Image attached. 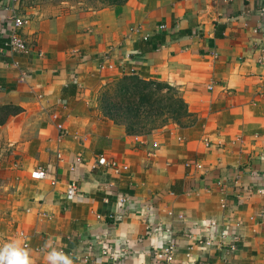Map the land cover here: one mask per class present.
Wrapping results in <instances>:
<instances>
[{"label":"crops","instance_id":"crops-1","mask_svg":"<svg viewBox=\"0 0 264 264\" xmlns=\"http://www.w3.org/2000/svg\"><path fill=\"white\" fill-rule=\"evenodd\" d=\"M62 4L64 13L0 0V27L14 14L28 20L25 53L0 38V99L24 107L12 128L31 138L13 240L29 235L33 264H49L53 249L90 252L92 264H156L153 245L168 240L173 264H264V0H128L80 13ZM127 76L177 89L192 122L130 135L101 118L98 92ZM101 157L129 169L106 171ZM39 170L48 177L33 178ZM125 197L144 212L122 208ZM213 222L243 236L233 257L203 244ZM116 245L131 252L118 263L103 255Z\"/></svg>","mask_w":264,"mask_h":264},{"label":"rangeland","instance_id":"rangeland-1","mask_svg":"<svg viewBox=\"0 0 264 264\" xmlns=\"http://www.w3.org/2000/svg\"><path fill=\"white\" fill-rule=\"evenodd\" d=\"M45 2L55 5L58 11L63 13L67 9L62 3L76 6L77 13L82 12L81 9L89 7L101 8V4L95 0H45ZM79 3H82L83 6L78 5ZM122 79L108 84L98 92L96 109L101 118L113 121L112 118L116 117L118 120L120 114L115 111V108L120 93L124 94L125 87L131 85L130 83L125 85L119 83L118 81ZM122 88L124 89L121 90ZM24 112V107L0 99V247L4 243L13 241L17 236L21 226V215L27 204L24 201L26 179L24 156L26 157V150L23 151V149L31 142V138L21 137L22 135L12 128L13 123ZM179 122L184 126L190 124L192 119L182 117Z\"/></svg>","mask_w":264,"mask_h":264},{"label":"built area","instance_id":"built-area-1","mask_svg":"<svg viewBox=\"0 0 264 264\" xmlns=\"http://www.w3.org/2000/svg\"><path fill=\"white\" fill-rule=\"evenodd\" d=\"M17 1V0H16ZM264 12V10H263ZM6 26L0 27V38L4 39V46L6 49H8L11 52H18V53H25L28 50V46L24 39L21 36V31L25 27V25L28 24V20L24 19L16 14H14L12 17L8 18L6 20ZM165 29L166 27L163 26ZM141 28H132L130 29V33L133 35H140L141 34ZM142 38L147 41L149 36H142ZM42 56V55H40ZM110 61L109 57H106V62ZM16 67H19V63L14 64ZM112 67V66H111ZM105 66L102 65V69H104ZM27 75V72H22V76ZM58 156L60 159H62V156L60 153H58ZM98 165L103 167L106 171H110L114 174L121 175L124 171H127L129 168L127 165H124L123 163H120L116 159H108L106 157H101L98 160ZM33 178L35 179H46L48 177V174L44 170H39L33 173ZM53 185L57 184V181H54L52 183ZM78 188L76 184H72L67 192L66 198L69 201H73L77 195ZM118 203L122 208H130V200L129 198H120L118 199ZM225 207V205H224ZM139 205L135 204L132 209V211L139 210V213H143L144 209L140 208ZM109 218H114L113 215H109ZM264 219V216H263ZM236 226L240 228L242 225L241 223H237ZM212 230V232L216 229L215 236H207L206 240L203 241V244L205 246L213 247L217 245L219 247L220 252L222 253L224 258H230L236 255L240 251V245L243 242V236L237 233L236 231H230L229 228H226L222 231H219L216 223H211V226H209ZM154 229V228H153ZM219 233V234H218ZM210 234V233H209ZM218 234V235H217ZM219 237V239H217ZM19 239L21 240L22 246L26 247L29 251H31V242L29 235L22 231L19 233ZM176 243L174 240H168L166 243H164L161 247H156L153 245L152 249V255L153 259L156 264H173L175 260L176 255ZM192 249V248H191ZM44 251L43 247H38L34 249V252L36 253H42ZM59 252H62L65 256L72 260H77L82 264H92L93 263V255L92 253H74V252H66L64 250H60ZM131 252H129L126 249L120 248L118 245L114 247H104L103 255L109 256L111 262L118 263L120 258L130 256Z\"/></svg>","mask_w":264,"mask_h":264},{"label":"trees","instance_id":"trees-1","mask_svg":"<svg viewBox=\"0 0 264 264\" xmlns=\"http://www.w3.org/2000/svg\"><path fill=\"white\" fill-rule=\"evenodd\" d=\"M92 1V0H89ZM101 7L119 6L128 0H95ZM4 45V39H2ZM126 92L120 93L115 111L120 114L116 124L124 125L130 135H147L160 130L170 123H179L182 117H189L188 106L179 91L168 84L144 81L127 76L118 81ZM117 82V84H118ZM122 88L121 90H123Z\"/></svg>","mask_w":264,"mask_h":264},{"label":"clouds","instance_id":"clouds-1","mask_svg":"<svg viewBox=\"0 0 264 264\" xmlns=\"http://www.w3.org/2000/svg\"><path fill=\"white\" fill-rule=\"evenodd\" d=\"M46 259L49 264H71L67 256L55 249L47 254ZM0 264H33V262L29 250L19 241L13 240L0 247Z\"/></svg>","mask_w":264,"mask_h":264}]
</instances>
